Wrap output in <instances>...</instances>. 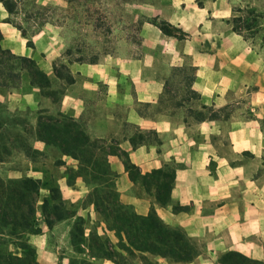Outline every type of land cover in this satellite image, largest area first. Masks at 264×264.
I'll list each match as a JSON object with an SVG mask.
<instances>
[{
	"label": "crops",
	"instance_id": "obj_1",
	"mask_svg": "<svg viewBox=\"0 0 264 264\" xmlns=\"http://www.w3.org/2000/svg\"><path fill=\"white\" fill-rule=\"evenodd\" d=\"M263 2L253 0L252 5L261 7ZM235 4V0H170L154 15L179 25L186 37L167 35L158 25L145 22L139 56L68 63L74 81L56 104V110L88 119L89 94L99 98L100 84H107L111 103L124 108L100 114L99 123H120L113 135L119 133L121 148L142 172L174 169L169 203L160 206L133 182L124 158L109 155L122 201L142 214L154 204L165 222L184 230L198 247L188 261L156 255L162 264H222L220 257L229 250L264 264V43L234 30ZM9 16L0 2V45L16 55L6 64L22 77L14 87L0 86V101L11 107L28 102L39 108L41 100L35 99L43 96L42 90L30 79L26 84L28 71L21 56L34 59L41 70L62 82L55 71L62 52L41 34L30 45ZM161 58L168 65H161ZM232 107L243 109L227 117L214 114ZM135 131L138 135L132 139ZM60 185L71 201L82 197L81 190L66 180ZM135 187L145 194H136ZM173 203L189 209L173 210ZM63 223L44 222L40 233L28 237L40 263L72 264L71 225ZM56 227H62L64 239H54ZM206 231L207 250L201 252L196 236ZM98 232L111 231L102 225ZM137 253L144 258L151 254L136 252L125 259ZM91 257L99 262L95 264H121L119 256Z\"/></svg>",
	"mask_w": 264,
	"mask_h": 264
},
{
	"label": "trees",
	"instance_id": "obj_2",
	"mask_svg": "<svg viewBox=\"0 0 264 264\" xmlns=\"http://www.w3.org/2000/svg\"><path fill=\"white\" fill-rule=\"evenodd\" d=\"M7 7L11 12V7ZM233 10V28L244 37H253L261 29L264 11L241 5ZM159 25L165 33H171L170 22L161 19ZM0 52L6 55H2L0 61V86L14 87L22 75L10 70L5 61L16 55L1 45ZM21 59L24 64L27 61L35 64L24 65V69L29 72L30 83L40 86L42 95L56 106L67 85L74 81L68 66L62 65L66 66L64 72L60 71L61 66H55L56 76L62 79V86L55 90L50 89L54 78L41 70L34 59L28 56H21ZM27 111L29 113L20 109L11 112L0 101V161H5L10 156L22 155L31 162H37L53 155L55 164H66L65 157L72 158L73 163L67 165V183L73 185L80 179L86 184L87 201L102 213L106 228L113 231L117 241L109 242L108 235L91 229L86 235L83 215L77 213L75 203L65 199L60 187L52 180L49 185L46 178L30 175L27 170L17 177L0 174V264H42L37 260L36 249L27 238L29 234L42 231L39 217H43L49 226L56 221L74 217L70 230L74 250L82 251L84 243L91 256L114 259L118 253L121 256L122 252L129 255L148 252L176 261H188L198 253V247L191 237L180 227L165 222L157 213L154 204L146 214H142L122 201L116 185L118 173L112 168L109 155L122 156L133 182L153 195L155 203L160 206L169 203L175 177L174 169L160 167L150 172H142L129 159L127 151L121 148L119 137L112 136L108 140L105 137H93L80 119L60 110L51 111L47 106L39 107L36 111L29 108ZM30 113L33 115L30 116ZM32 117L35 118L34 121L31 120ZM137 135L138 132L135 131L132 139ZM35 140L44 141L45 147H36ZM19 170L23 171L22 168ZM43 189L45 193H42ZM220 262L258 264L257 260L236 250L223 253Z\"/></svg>",
	"mask_w": 264,
	"mask_h": 264
},
{
	"label": "rangeland",
	"instance_id": "obj_3",
	"mask_svg": "<svg viewBox=\"0 0 264 264\" xmlns=\"http://www.w3.org/2000/svg\"><path fill=\"white\" fill-rule=\"evenodd\" d=\"M199 1L202 2V0ZM252 1L235 0L236 4L234 7H238L239 5L249 6L264 11V2L261 7H258L254 4L252 5ZM0 2L7 10V5L11 7L12 11L8 10L10 14L8 18L16 23L28 39L30 45L34 46L33 40L36 35L41 34L44 39L52 42L56 51L62 52V57L56 61L55 65H58L57 67L61 66L60 71L64 72L66 66L62 67V65H68V63L72 62L92 63L127 58L131 54L139 56L142 52L140 32L142 31L143 24L150 22L160 27L159 21L166 19L154 15L155 9L166 7L169 5L170 0H155L154 3L122 2L120 0H0ZM95 24L99 26L96 27ZM170 29L171 33H165L161 28L162 32L167 35L177 38L186 37L184 30L176 23H171ZM253 37L254 41L258 44L264 43V21L262 22L261 29ZM2 55L0 52V61ZM3 56L6 57L5 54ZM161 62V65H168L164 58H161ZM6 63L8 62L5 61ZM24 65L35 64L27 61ZM25 78L26 84L29 86V72L26 73ZM60 86L62 84L54 79L50 89L58 90ZM99 88V98H95L93 94H89V99L92 101L88 110H86L89 118H83L81 121L93 137L104 134L108 140L114 136L113 134L116 130L121 128V125L119 122H108L107 119V122L102 121L103 123L100 124L99 115L108 111H122L124 105H113L111 103V100L108 98L107 84H100ZM37 99L41 100L40 107L47 106L51 111H56L55 104H52L49 98L39 95L36 96L35 100ZM3 103L11 112L20 109L23 112L29 113L27 111L29 108L34 111L38 109V107L33 106L32 103L28 104V102H24L17 107H11L6 102ZM238 109L241 110L243 107H239ZM239 110L232 107L231 110L226 108L216 111L214 114L220 117H227L229 113H236ZM29 115L33 114L30 113ZM34 119V117L31 118L32 121ZM115 135L117 136L114 137H118L119 133ZM34 145L42 149L45 147V144L41 146L42 144L35 142ZM65 159L67 161L66 164H55V157L53 155L48 156L43 161L37 162H31L22 155H14L5 161H0V174L5 177H17L27 170V173L30 175L46 178L49 185L54 182L60 187V181H67V165L73 163L72 158L65 157ZM19 167L23 171H20ZM73 186L82 192V197L72 202L75 203L77 213H80L84 217L83 226L87 231H90V229L100 231L102 225L106 224L103 221L102 213L96 209L94 204L87 201L88 187L80 179ZM60 190L64 196L61 187ZM45 192V189H43L42 193ZM135 192L136 194H145L144 190H139L138 187H135ZM64 198L71 201L65 196ZM172 208L177 211L189 209L188 206H182L178 203H173ZM74 219V217H71L64 221H56L54 224L64 222L63 224L71 225L72 228ZM39 221L40 224H44L45 222L43 217H39ZM60 229L62 227L55 228L54 239H64V235H62L63 229ZM208 235L206 231L196 236L198 242L202 245L199 247L201 252L207 250L205 242L208 240ZM29 236L30 234L27 238ZM108 238L109 242L115 243L117 241L116 236L113 235V231L110 232ZM90 253V250L82 243V251L75 250L72 264L99 263L95 258L89 256ZM118 254L116 256L120 257L121 264H162L158 260V256L154 254H149L147 258H144L141 253H137V255L127 260L125 259L128 257L127 254L124 252H122L121 256Z\"/></svg>",
	"mask_w": 264,
	"mask_h": 264
}]
</instances>
